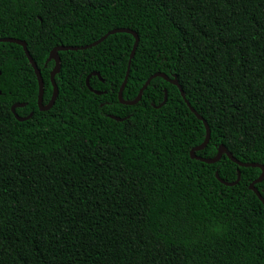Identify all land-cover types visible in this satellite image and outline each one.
<instances>
[{
    "label": "trees",
    "instance_id": "16d2710c",
    "mask_svg": "<svg viewBox=\"0 0 264 264\" xmlns=\"http://www.w3.org/2000/svg\"><path fill=\"white\" fill-rule=\"evenodd\" d=\"M115 29L139 36L126 101L155 73L177 79L211 129L198 156L225 146L264 165V0H0V38L27 43L44 104L52 50ZM134 45L119 32L59 51V94L41 111L24 48L0 42V264H264V203L249 188L262 168L193 159L205 125L163 77L122 104ZM15 103L33 116L18 121ZM238 170L234 186L216 176Z\"/></svg>",
    "mask_w": 264,
    "mask_h": 264
},
{
    "label": "water",
    "instance_id": "95a60500",
    "mask_svg": "<svg viewBox=\"0 0 264 264\" xmlns=\"http://www.w3.org/2000/svg\"><path fill=\"white\" fill-rule=\"evenodd\" d=\"M119 32H127V33L132 34L135 37V45L133 47V50H132V53H131V57H130V60H129L127 75H126L125 80L123 82V85L121 86L120 91H119V100H120V102L122 104H125V105H134V104L138 103L141 100V98H142L144 90L148 87V85L151 83V81L154 78H156V77H163L167 81H169L170 83L178 86V88L180 89L181 94H182L186 104L191 109V111L197 116V118L200 119L204 123L205 128H206L205 140L203 141V143L201 145L196 146V147H194L191 150V157L193 159L200 160V161H202L204 163L213 164V163L218 162L222 158V156L224 154H226L232 161H234L235 163H237L241 167H260V168H262L263 172H262L261 176L256 181L252 182L250 184L249 188L252 191H254L256 193V195L259 197V199L264 203V197L262 196V194L260 193V191L256 187L257 183L262 182L264 180V165H260V164H256V163H243V162L239 161L238 159H236L233 156V154L230 153L225 146H221L220 149H219L218 155L216 157H213V158H205V157L198 156L196 154V152L203 150L208 145V143L210 141V138H211V129L209 127L208 122L191 106L190 102L186 99L185 92H184L183 88L181 87V85L179 84L177 79H171V78H169L168 75H166L164 73H161V72L155 73V74H153L152 76H150L148 78V80L146 81V83L142 87V89L140 90V92H139V94H138V96H137V98L135 100L126 101L124 99L123 92H124V89H125V86L127 84L128 77H129V74H130L131 62H132V59H133V57L135 55V52H136V49H137V46H138V43H139V36L133 30H130V29H115V30H112V31L108 32L103 37H101L99 40H97L94 43L89 44V45H85V46H59V47H56L55 49H53L51 54H50V57L55 60V67H54V69L51 72V80H52V84H53V87H54V92H53L52 98H51V100H50V102L48 104H44V80H43V77H42L41 69H39V67L36 64L35 60L31 56V54H30V52L28 50V47H27V43L25 41L21 40V39L10 38V37L0 38V42L16 43V44L21 45L24 48L25 54L28 57V60L30 61L31 65H32V67H33V69H34V71L36 73L37 79H38V83H39L38 105H39V108H40L41 111H47V110L52 108V106L54 105V103H55V101H56V99L58 97V94H59L58 85H57V83L55 81L56 74L61 71V58H60V55H59V51L85 50V49H88V48H91L93 46H96V45L100 44L108 36H110L112 34H115V33H119ZM92 75H98L99 76V73L94 72L91 75H89L87 77V85L90 88V90L93 91L94 93L101 94V92L95 91L94 89H92L90 87L89 80H90V77ZM165 93H166V95H165L164 102L162 104H160L159 107H161L167 101V98H168L167 91ZM25 105H26L25 103H15V104L12 105L11 110L14 113V115L17 118L18 121H25V120L30 119L33 116V113H30L26 117H21V116H19L17 114L16 109L18 107H24ZM109 116L111 118H113V119H116V120H123L122 118L116 117L114 115H109ZM216 176L224 184L229 185V186H234V185H237L239 183L240 179H241V171L238 170V178L234 182H226V181H224L223 179H221L219 177L218 173H216Z\"/></svg>",
    "mask_w": 264,
    "mask_h": 264
}]
</instances>
